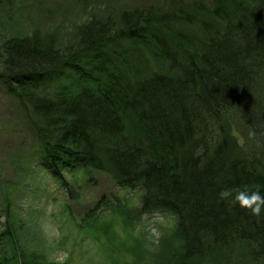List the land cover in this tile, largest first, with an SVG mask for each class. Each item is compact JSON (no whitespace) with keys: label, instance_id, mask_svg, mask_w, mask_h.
<instances>
[{"label":"trees","instance_id":"1","mask_svg":"<svg viewBox=\"0 0 264 264\" xmlns=\"http://www.w3.org/2000/svg\"><path fill=\"white\" fill-rule=\"evenodd\" d=\"M0 82L58 182L63 170L101 172L138 193L128 210L110 205L129 224L173 221L167 264H264V211L257 219L218 197L264 195V0H161L90 18L64 49L39 31L13 35L0 44ZM111 229L89 235L108 240ZM9 237L0 234V264L14 250L15 264H50L27 262Z\"/></svg>","mask_w":264,"mask_h":264},{"label":"rangeland","instance_id":"2","mask_svg":"<svg viewBox=\"0 0 264 264\" xmlns=\"http://www.w3.org/2000/svg\"><path fill=\"white\" fill-rule=\"evenodd\" d=\"M160 1L0 0V44L13 35L39 31L64 49L90 18L117 20L125 9ZM229 132L233 143L242 146L239 126L230 125ZM38 156L28 114L0 82V234L10 232L13 248L16 242L27 262L36 258L50 264L168 263L178 245L165 234L173 227L171 219L155 214L129 224L121 206L110 205L123 200L128 210L138 203L137 192H123L105 174L79 167L63 170L61 184ZM95 212L93 220L86 217ZM100 225L112 228L108 240L106 235L99 241L89 235ZM9 257L15 264L18 253L14 250L13 259Z\"/></svg>","mask_w":264,"mask_h":264},{"label":"clouds","instance_id":"3","mask_svg":"<svg viewBox=\"0 0 264 264\" xmlns=\"http://www.w3.org/2000/svg\"><path fill=\"white\" fill-rule=\"evenodd\" d=\"M221 201L230 202L233 206L247 211L251 216L259 219L264 211V195L257 190L248 188H225L218 193Z\"/></svg>","mask_w":264,"mask_h":264}]
</instances>
